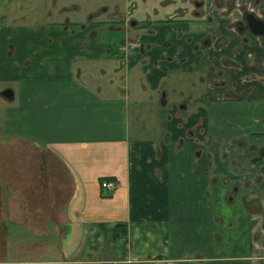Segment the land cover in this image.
Returning <instances> with one entry per match:
<instances>
[{"label":"crops","instance_id":"1","mask_svg":"<svg viewBox=\"0 0 264 264\" xmlns=\"http://www.w3.org/2000/svg\"><path fill=\"white\" fill-rule=\"evenodd\" d=\"M234 4L207 0L230 38L207 54L202 14L102 36L2 17L0 264H264V66L229 27L264 0Z\"/></svg>","mask_w":264,"mask_h":264},{"label":"flooded vegetation","instance_id":"2","mask_svg":"<svg viewBox=\"0 0 264 264\" xmlns=\"http://www.w3.org/2000/svg\"><path fill=\"white\" fill-rule=\"evenodd\" d=\"M229 5H235L234 0H227ZM233 2V3H232ZM173 3L172 0H158V5L152 6L147 12L146 16L143 17H136L133 15L134 10L137 8L138 3L137 0H123V4L125 6L123 8H118L117 5H114L112 8L108 6V4H105L101 6V12L107 13L106 18L103 19H97V11L91 10L87 12V16L85 17V20L73 22L68 17L60 21H51L50 23H54L55 25H61L63 27H68L70 31L74 30H83L87 31L91 35H98L102 36L104 34H107L108 32L116 31H125L128 28H134L139 27L141 30L150 32L152 30L151 24H161L166 22H175L177 20H180L181 22H189L190 19L186 16V12L188 9L186 7H173L171 10H166L164 12V15L157 16L160 12V8H165L169 6V4ZM194 6L190 9L189 12H191L192 16L197 15H204L206 18V23L204 25H196V27H199L200 31H203V35L201 37V40L199 42V47H202L203 54H207L210 48H213L214 50L220 49L223 45L226 44L227 40H230V38L224 37L219 34H214L215 39L212 38V32L213 29L210 27V23L208 24V21H210V15L208 12V9L206 8L207 0H194L193 1ZM161 6V7H158ZM65 5L62 4L61 6V12L65 10ZM74 9H79L78 6H74ZM232 9L227 10V12H230ZM60 12V13H61ZM253 13L256 17L264 20V9L255 11L249 7H241L240 15L233 18L230 21L229 27L232 28L239 36L242 38V40H248L251 44H258L261 50V56L262 59H254L253 52L248 51L246 59L249 63H253V65H262L264 66V35L262 34H255L253 33L248 25V19L247 14ZM150 14H153V16H150ZM203 22V21H201ZM95 23L96 25L93 27H89V24ZM89 27V29H88ZM239 48L235 47L234 51H237ZM225 59L224 61H226ZM232 64L236 65L235 62ZM264 150L260 149L259 153L263 152ZM259 192H256L254 196H256L258 199L260 196V193L262 192L264 194V188L259 189ZM254 203H257V200L253 201ZM262 227L264 231V221L262 222Z\"/></svg>","mask_w":264,"mask_h":264},{"label":"rangeland","instance_id":"3","mask_svg":"<svg viewBox=\"0 0 264 264\" xmlns=\"http://www.w3.org/2000/svg\"><path fill=\"white\" fill-rule=\"evenodd\" d=\"M193 1L194 0H172L173 3L169 4V6L160 8V12L157 16L164 15L166 10H171L173 7H186L188 11L184 16L192 18L193 20L194 18L191 12H189L194 6ZM137 3L138 6L134 10L133 15L136 17H143L146 16L152 6L158 5V0H137ZM62 4L65 5L66 8L61 12ZM105 4H108L110 8L117 5L119 9L125 6V4H123V0H0V21L4 16L10 20L15 19L19 23L34 25L50 23L53 20L60 21L63 20L64 17H68L73 22H78L85 20L87 12L91 10L97 11V19H103L106 18L107 13L101 12V6ZM74 6H78L79 9H74ZM204 15L201 19H194L193 21H190L194 23L193 27H196V25L201 26L206 23L207 18ZM150 16H153V14H150ZM95 25V23L89 24V27L91 28ZM199 27H196V29H200ZM172 94H174V92H172ZM176 94L178 96V93ZM146 106L149 107V105ZM133 122V117H130V121L128 122L130 134H132L133 129L131 124H133ZM139 124L143 126V129L145 128L146 132L151 133L152 130L149 129V127L154 126V132H156L158 128L160 129L162 127V125L160 127V121L152 123L149 118L141 119ZM141 134L142 132L140 131L136 133V135ZM259 155L261 159L264 156V153L261 152Z\"/></svg>","mask_w":264,"mask_h":264},{"label":"water","instance_id":"4","mask_svg":"<svg viewBox=\"0 0 264 264\" xmlns=\"http://www.w3.org/2000/svg\"><path fill=\"white\" fill-rule=\"evenodd\" d=\"M246 16L248 19V25H249L250 30L255 34L264 35V20L256 17L251 12L248 13ZM0 93L4 94L5 96H10L11 90L10 89H4Z\"/></svg>","mask_w":264,"mask_h":264},{"label":"trees","instance_id":"5","mask_svg":"<svg viewBox=\"0 0 264 264\" xmlns=\"http://www.w3.org/2000/svg\"><path fill=\"white\" fill-rule=\"evenodd\" d=\"M117 225H121V223L116 224V226H114L112 234L113 237H117L119 234H121L122 232H125V229L120 230ZM118 228V229H117ZM100 264H108V262H102Z\"/></svg>","mask_w":264,"mask_h":264},{"label":"built area","instance_id":"6","mask_svg":"<svg viewBox=\"0 0 264 264\" xmlns=\"http://www.w3.org/2000/svg\"><path fill=\"white\" fill-rule=\"evenodd\" d=\"M101 186L110 187L112 183L109 180H101Z\"/></svg>","mask_w":264,"mask_h":264}]
</instances>
